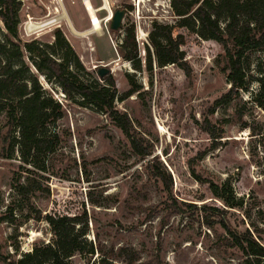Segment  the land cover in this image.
I'll return each mask as SVG.
<instances>
[{"label":"rangeland","instance_id":"obj_1","mask_svg":"<svg viewBox=\"0 0 264 264\" xmlns=\"http://www.w3.org/2000/svg\"><path fill=\"white\" fill-rule=\"evenodd\" d=\"M21 1V39L52 43L58 28L84 67L83 80L103 83L106 75L100 78L97 70L110 69L118 97L113 105L128 116L136 137L152 154L144 158L134 154L106 114L69 103L56 84L39 76L42 87L63 105V116L48 126L57 144L39 157L35 167L21 161L17 146L7 157L4 137L10 128L6 113L0 114V217L11 200L18 199L13 180L35 177L43 189L32 196L31 204L42 215H85L87 239L101 248L92 257L75 255L71 264H95L101 254L118 247L132 249L143 264H241L242 252L230 246L219 222L221 210L232 228L250 231L264 246V109L253 100L264 102L255 74L262 54L249 56L255 80L247 90L211 114L213 102L229 88L224 51L216 42L201 40L186 29L174 30L185 37L181 50L188 76L174 65L138 72L119 56L127 26H134L143 58L152 23H176L170 0H89L95 10L101 9L96 12L100 31H91L82 0ZM121 9L125 16L113 33L110 17ZM132 87L137 91L126 95ZM205 120L214 136L206 131ZM13 138L17 130L12 127L9 140ZM152 160L171 177L170 188L149 176L146 168ZM193 171L219 185L227 182L240 206H224ZM173 203L179 212H171L168 206ZM15 209L14 223H0L1 253L11 259L52 238L45 221L27 218V204L15 201Z\"/></svg>","mask_w":264,"mask_h":264},{"label":"trees","instance_id":"obj_2","mask_svg":"<svg viewBox=\"0 0 264 264\" xmlns=\"http://www.w3.org/2000/svg\"><path fill=\"white\" fill-rule=\"evenodd\" d=\"M129 9L131 7H128ZM170 8L176 17L174 25L153 22L143 44L144 57L131 24L124 29L119 44V56L129 62L135 71L152 73L154 68L174 65L189 75V66L181 47L185 44L183 34H174L176 28L186 29L201 40L214 41L224 51L226 82L228 90L217 98L211 107V114L216 108L229 104L248 85L255 80L250 71L249 56L261 53L262 58L256 64V81L259 93H264V0H170ZM21 0H0V114L6 113L8 126L17 130V138L9 140L10 129L4 137L8 147L7 157H11L17 146L21 161L35 167L40 156L53 151L57 137L51 134L48 126L63 116V105L56 101L40 84L39 76L49 83L56 84L65 94L67 101L78 106H90L106 114L113 124L129 140L134 154L142 158L150 156V147H144L142 140L136 137L132 123L125 113L118 111L113 102L117 97L114 79L106 75L101 79L86 81L80 76L84 71L73 47L58 28L54 29V41L43 43L36 39L23 41L19 34L21 23ZM129 83L131 80L126 75ZM132 87L126 95L136 92ZM121 100V98H120ZM254 102L264 109V102L258 98ZM206 131L214 136L211 124L205 120ZM146 170L150 177L165 183L170 188L171 177L159 168L156 160L148 162ZM25 173L33 171L21 167ZM201 184H206L211 195L224 206L237 208L231 188L227 182L219 185L202 179L192 172ZM12 189L17 200L12 199L1 222L14 223L15 201L27 204L28 219L45 221L50 227L52 238L47 243L34 245L31 251L19 258L11 259L1 253L0 261L7 264H71L75 255L92 257L101 248L94 247L87 239L88 222L85 215L55 216L42 215L31 204L32 196L42 190L41 183L35 177H28L25 182L20 178L13 180ZM179 212L175 203L168 206ZM219 211V209H215ZM220 213V215H219ZM225 210L217 214L219 222L231 240L230 246L242 252L241 264H264V246L248 230L240 233L232 228L224 218ZM132 249L118 247L101 254L95 264H143L134 256Z\"/></svg>","mask_w":264,"mask_h":264},{"label":"water","instance_id":"obj_3","mask_svg":"<svg viewBox=\"0 0 264 264\" xmlns=\"http://www.w3.org/2000/svg\"><path fill=\"white\" fill-rule=\"evenodd\" d=\"M125 12L126 11L124 9H121V10H116L112 14L110 21H109V27H110L111 32L114 33L120 29L123 17L125 16ZM97 73H98L99 77L101 78V77L111 73V70L106 69V68H99L97 70Z\"/></svg>","mask_w":264,"mask_h":264},{"label":"bare ground","instance_id":"obj_4","mask_svg":"<svg viewBox=\"0 0 264 264\" xmlns=\"http://www.w3.org/2000/svg\"><path fill=\"white\" fill-rule=\"evenodd\" d=\"M83 5H84V9L89 17V22L91 25V31H100L101 29V22L99 20V18L96 15L97 10H95L93 8V6L91 5L89 0H82ZM104 8V7H103ZM45 24H39L36 28H41L43 27ZM31 28V27H30Z\"/></svg>","mask_w":264,"mask_h":264},{"label":"built area","instance_id":"obj_5","mask_svg":"<svg viewBox=\"0 0 264 264\" xmlns=\"http://www.w3.org/2000/svg\"><path fill=\"white\" fill-rule=\"evenodd\" d=\"M134 1H135V0H134ZM136 1H137V0H136ZM138 1H139V0H138ZM99 10H101V9H98L97 12H98ZM110 18H111V17H110Z\"/></svg>","mask_w":264,"mask_h":264}]
</instances>
